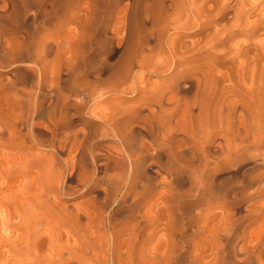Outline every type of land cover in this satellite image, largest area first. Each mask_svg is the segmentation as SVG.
<instances>
[{
	"label": "bare ground",
	"instance_id": "bare-ground-1",
	"mask_svg": "<svg viewBox=\"0 0 264 264\" xmlns=\"http://www.w3.org/2000/svg\"><path fill=\"white\" fill-rule=\"evenodd\" d=\"M3 2L0 264H264V0Z\"/></svg>",
	"mask_w": 264,
	"mask_h": 264
},
{
	"label": "rangeland",
	"instance_id": "rangeland-1",
	"mask_svg": "<svg viewBox=\"0 0 264 264\" xmlns=\"http://www.w3.org/2000/svg\"><path fill=\"white\" fill-rule=\"evenodd\" d=\"M130 0H121L120 2V5L119 7L116 9V14L117 16H121L122 15V12L124 10V6L129 3ZM4 6V2L3 0H0V9H2ZM82 9L81 11L82 12H86L85 8H86V5H82ZM79 12V9L76 8L74 13H78ZM79 27V22L78 20H74L72 21V23L70 24H66L64 26V28L68 29V30H75ZM48 31V33L52 32L53 31V27L49 26L46 28ZM197 36H194V38H196ZM263 38V37H262ZM248 40V39H246ZM257 39L255 40H252V42H255ZM240 41L242 42V39H240ZM251 42V41H250ZM224 47H216L214 48L213 52H214V56L220 52V50H222ZM207 62L206 59H203L201 62H197L198 65H203ZM219 70L225 74V75H230V72L225 68V67H220ZM10 73H11V70H8V71H4L3 74L5 76H10ZM140 73V72H139ZM4 75L0 76V79H2L4 77ZM146 78L152 80V81H156V80H161V77L159 76H154V75H150V74H145ZM240 99L239 96L236 95V93H228L226 94L222 99L221 101L219 102V105L218 107H214V135L216 137V139L219 141L221 140V138H224L227 136V133H228V127H229V121H228V118H229V107L231 105L232 102L236 101ZM134 103V101L132 102ZM197 112V111H196ZM243 112L241 111V109H238L236 111V118H240L242 116ZM264 123V122H263ZM83 199L82 198H72V199H69V201H67L69 204H73L75 202H80L82 201ZM215 211V209H214ZM262 232H264V221L262 223ZM258 225L254 226L253 228L257 227ZM245 228V225H242L239 229H238V232L240 233L241 230ZM252 228V229H253Z\"/></svg>",
	"mask_w": 264,
	"mask_h": 264
}]
</instances>
